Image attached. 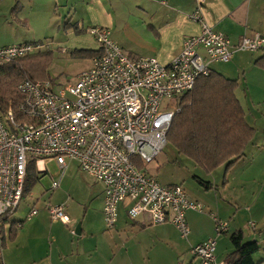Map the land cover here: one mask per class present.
<instances>
[{"label": "built area", "instance_id": "1", "mask_svg": "<svg viewBox=\"0 0 264 264\" xmlns=\"http://www.w3.org/2000/svg\"><path fill=\"white\" fill-rule=\"evenodd\" d=\"M195 1L189 16L201 31L188 36L168 64L156 57L130 55L108 27L99 26L89 29L99 52L73 84L56 89L51 81L26 79L18 85L22 120H17L12 106L6 114L0 113V264L3 225L25 196L30 165L45 172L42 163L46 160L55 161L61 170L60 178L51 184L52 191L60 187L68 160L104 186L103 211L109 229L118 221L120 203L130 200V219L148 215L154 225L171 222L188 239L187 212H205V205L191 199L182 185H163L154 174L138 168L135 160L148 167L168 145L167 134L180 107L165 104L162 110L166 98L180 100L201 76L210 74L213 63L229 62L238 51L264 50L260 33L233 44L206 21V0ZM41 49L42 44L31 42L0 46V65ZM47 208L53 221L72 222L65 204L48 203ZM38 213L33 207L28 217ZM213 217L216 235L227 233L229 221ZM216 249V238L192 246L189 264H224L218 262Z\"/></svg>", "mask_w": 264, "mask_h": 264}, {"label": "crops", "instance_id": "2", "mask_svg": "<svg viewBox=\"0 0 264 264\" xmlns=\"http://www.w3.org/2000/svg\"><path fill=\"white\" fill-rule=\"evenodd\" d=\"M195 7V0H1L0 18L12 16L18 32L21 26L27 31L40 32L54 20L59 29L64 28L66 33L73 34L100 23L120 21L121 27L123 18L138 15L148 40L146 47L141 49L142 54L136 55L133 52L135 46L128 44L121 33L114 35L111 30L113 38L132 56L156 57L161 63L168 64L179 53L184 40L201 31L200 24L189 16ZM203 11L206 21L225 33L233 44L239 43L246 35H264V0H206ZM3 44L0 46L13 45ZM216 63L211 68L218 71ZM221 67L218 72L238 79L236 95L248 123L255 129V136L242 158L225 172L222 179L215 173L226 165L208 173L193 160L196 176L212 186L206 189L198 182L203 191L198 188L187 192L191 199L202 202L207 208L206 212H187L191 229L188 239L183 238L171 222L154 225L148 215L130 219L127 214L132 204L130 200L120 203L118 221L113 229H109L103 211L104 186L81 171L76 162L68 160L69 169L65 174L79 172L84 177L70 179L72 187L69 192L54 198L62 187L64 174L58 189L52 191L50 187L48 193L33 200L32 206L22 212L18 209L13 214L2 228L3 264H189L191 247L209 238L217 239V260L226 264L233 251V233L216 235L214 217L209 215L215 210L222 219L230 222V229L242 231L246 241L262 243L254 258L259 257L255 261L264 264V219L255 209L258 218L253 220L255 228L251 230L238 221L242 210L233 207L241 200L249 201L252 195H255L256 207L260 195L264 198V50L238 51ZM48 163L59 168L55 161L46 160L42 163L46 171L37 172L48 173ZM152 173L155 175V171ZM59 178L60 173L53 176L52 181ZM167 183L163 185H173ZM210 192H215V202L209 200ZM29 193L32 194V190ZM48 203L65 204L72 219L70 225L53 221ZM33 207H37L39 213L30 218L28 214ZM220 208L224 212H220ZM20 222L22 226L18 227ZM78 225L80 234L76 233ZM259 230L260 235H257Z\"/></svg>", "mask_w": 264, "mask_h": 264}, {"label": "trees", "instance_id": "3", "mask_svg": "<svg viewBox=\"0 0 264 264\" xmlns=\"http://www.w3.org/2000/svg\"><path fill=\"white\" fill-rule=\"evenodd\" d=\"M98 52L93 51L91 56L94 58ZM34 62L36 59L31 55L0 65V113L6 114L12 106L17 120H22L18 109L22 101L19 83L26 79L44 81ZM238 85V79L228 78L211 69L208 76L198 79L192 91L180 98V110L174 115L168 131V144L171 143L180 154L194 160L208 173L221 165H226L228 171L242 158L255 136V129L248 123L243 105L236 95ZM135 162L138 168L148 171L142 161L136 159ZM32 165L35 164L28 169L25 195L35 183ZM195 178L206 189L212 186L196 175ZM231 242L233 251L228 255L226 264H259L254 258L261 248L258 241H245L244 233L236 231L231 235Z\"/></svg>", "mask_w": 264, "mask_h": 264}, {"label": "rangeland", "instance_id": "4", "mask_svg": "<svg viewBox=\"0 0 264 264\" xmlns=\"http://www.w3.org/2000/svg\"><path fill=\"white\" fill-rule=\"evenodd\" d=\"M3 16L4 14L1 17ZM121 22V27L119 25L120 21H118L115 24L100 23L90 28L103 26L112 30L114 35L116 33H121L122 37L126 39L128 44L135 46L133 52L136 55L142 54L143 52L141 49L146 47L148 40L144 33L145 28L142 25L141 17L138 15H129L123 18ZM55 23L56 22L53 20L49 26L40 32H33L30 30L27 31L23 26H21V29L18 32V30H16L13 26L14 20L12 16L7 19L0 18V45H4L3 42H6L7 44H20L26 40H31L29 41L31 43L42 44L43 49L38 50L32 55L33 58L36 59V62L33 64L38 70L37 72L39 75L44 77V81H51L55 88L58 89L68 84H73L77 80L79 73L91 67L93 59L91 53L98 50L99 45L95 37L89 32L90 28L71 34L66 33L64 28L59 29ZM34 37H36V39L32 40ZM125 50L128 51V49ZM229 62H217V70H221L219 67H223ZM165 104H168V108L171 104L173 108H176L179 104V99L166 98L162 103V110H164ZM157 160L158 162L155 161L148 166V172L153 174L152 171H155V177L160 183L168 182L167 184L182 185L185 190H187V192L191 190H197L198 188L202 190L203 187L198 184V181L195 178L196 171L194 168L196 163L186 155L180 154L171 143L166 146ZM154 165H157L158 167L156 166V168ZM48 168V173H38L36 166L32 165L31 171L33 175V181L35 182L31 189L32 194L27 193L23 197L19 211H25L27 208L32 206L34 199L40 197L42 193H48L53 182V176L60 173V169L54 163H48ZM226 171V168L223 166L220 168V170H217L215 175L222 179L224 178ZM73 173L66 172L62 187L60 190L56 191L57 195H55L54 198L61 197L69 192L70 188L72 187L70 179H74L76 176L81 178L84 177V175L79 172ZM205 192L208 191L206 190ZM48 197L49 196L46 194V199ZM208 197L209 200L215 202V192H210ZM48 200L49 199H47V201ZM233 207L237 210H242L240 216L238 217V221L244 224L247 228L250 227L251 230L255 228L252 226L253 220L258 218L257 216L255 217V209L256 213L261 215L262 219H264V198L262 195H260L256 207L255 195L250 196L249 201L241 200L240 203L234 204ZM251 207H253L252 211ZM206 210L207 208L205 209V212ZM212 212L213 213L209 214L211 217L212 215L220 217V214H218L216 210ZM220 212H224V209L220 208ZM230 232L234 233L235 231L230 229L227 234ZM257 235H260V230L257 232ZM259 243L260 246H262V243ZM262 253H264V251H262ZM189 258L190 256H188L187 260H189ZM255 259L259 260V257H256Z\"/></svg>", "mask_w": 264, "mask_h": 264}, {"label": "water", "instance_id": "5", "mask_svg": "<svg viewBox=\"0 0 264 264\" xmlns=\"http://www.w3.org/2000/svg\"><path fill=\"white\" fill-rule=\"evenodd\" d=\"M78 230L76 231L77 234H80V225L77 226Z\"/></svg>", "mask_w": 264, "mask_h": 264}]
</instances>
